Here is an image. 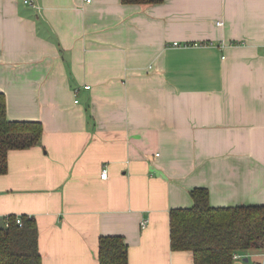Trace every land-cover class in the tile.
Wrapping results in <instances>:
<instances>
[{
  "label": "crops",
  "instance_id": "1",
  "mask_svg": "<svg viewBox=\"0 0 264 264\" xmlns=\"http://www.w3.org/2000/svg\"><path fill=\"white\" fill-rule=\"evenodd\" d=\"M35 2L0 0L7 116L44 126L9 151L0 223L33 216L42 264H100L102 235L125 237L129 264H194L171 211L195 187L264 204V0Z\"/></svg>",
  "mask_w": 264,
  "mask_h": 264
},
{
  "label": "trees",
  "instance_id": "2",
  "mask_svg": "<svg viewBox=\"0 0 264 264\" xmlns=\"http://www.w3.org/2000/svg\"><path fill=\"white\" fill-rule=\"evenodd\" d=\"M126 3H156L162 0H122ZM40 120H11L7 100L0 91V174L8 171L11 149L27 148L41 141ZM194 204L171 211V246L189 250L194 264H234V254L264 248V204L213 206L207 187L192 190ZM10 215V225L0 223V264H42L39 228L33 216ZM100 264H129L128 243L123 235H102Z\"/></svg>",
  "mask_w": 264,
  "mask_h": 264
},
{
  "label": "built area",
  "instance_id": "3",
  "mask_svg": "<svg viewBox=\"0 0 264 264\" xmlns=\"http://www.w3.org/2000/svg\"><path fill=\"white\" fill-rule=\"evenodd\" d=\"M26 3L28 4H32L34 6H37V7H40L38 3L35 2V0H24ZM90 1V0H88ZM222 21H219V23H221ZM209 43H213L212 41H196V42H189V43H186V44H193V45H207ZM174 44H180L179 41H175ZM108 176V170L107 168H104L102 173H101V177L103 178H106ZM10 215H7L5 217V225L6 226H9L10 225ZM16 221L19 225H22L23 224V218H22V215H16ZM143 225L145 226V221L143 222ZM242 255L239 254V253H235L234 254V258H239L241 257ZM257 264H260V263H257Z\"/></svg>",
  "mask_w": 264,
  "mask_h": 264
}]
</instances>
